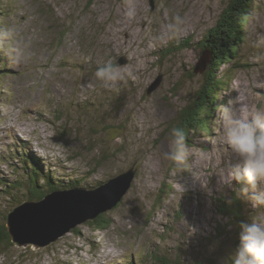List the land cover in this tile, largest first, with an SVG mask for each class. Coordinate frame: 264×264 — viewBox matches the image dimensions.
<instances>
[{"label":"rangeland","instance_id":"rangeland-1","mask_svg":"<svg viewBox=\"0 0 264 264\" xmlns=\"http://www.w3.org/2000/svg\"><path fill=\"white\" fill-rule=\"evenodd\" d=\"M234 1L0 0V29L14 30L31 53L13 64L0 52L8 72L0 78V174L11 177L13 164L23 165L17 155L4 158L11 148L62 166L63 178L93 184L135 169L120 205L104 212L110 228L97 230L88 220L48 246L14 243L0 264H139L149 250L162 260L151 256L149 264H177L180 256L178 264H228L240 228L229 226L217 199L241 193L242 185L231 174L237 157L217 138V111L229 101L250 111L264 107V50L254 46L264 34V0L253 3L237 59L219 69L227 84L211 96L217 97L212 130L191 128L183 172L164 154L171 128L188 117L198 93L212 90L208 67L195 68L206 54L204 39ZM129 9H135L132 18ZM174 13L186 17L185 31L162 45L157 36ZM105 63L132 76L105 88L94 77ZM8 113L15 114L13 124ZM248 195L246 222L264 214V204ZM219 229L226 231L220 238ZM100 235L110 240L114 257L102 256Z\"/></svg>","mask_w":264,"mask_h":264},{"label":"trees","instance_id":"trees-1","mask_svg":"<svg viewBox=\"0 0 264 264\" xmlns=\"http://www.w3.org/2000/svg\"><path fill=\"white\" fill-rule=\"evenodd\" d=\"M254 2L255 0H235L232 2L224 11L221 22L210 32L201 45L203 51L206 53L209 51L211 53V60L207 66L208 69L206 74L208 79L211 80L210 85L212 86V90L209 88L208 91H201L198 93L197 101L192 103L185 112V115L187 114L186 116L188 117L183 118V116L179 119L177 126L185 130L187 139L191 128L196 130L199 129L203 132L212 130L209 117L213 112L212 110H214L212 106L216 102L215 100L217 97L214 96V98L211 99V96L215 94V86L218 85L217 87H221V85L227 84L224 76H219V69L224 66V64L233 63V60L237 59L241 44L247 37L246 27L252 16ZM0 13L3 14L1 7ZM185 44L188 45L191 43L189 40H186ZM178 47H184V44H180ZM0 65V78H3L6 73H8L5 67V54L2 55L0 53ZM17 149L18 148H11L10 154L4 158L10 157V155L11 157L17 155L21 160L20 163L23 164L22 167L14 163L13 167L15 169L11 177L2 176V174H0V255L6 254L14 245L7 228L8 213L3 214L1 212H5L7 208L11 210L25 200H40L47 193L55 190L72 188L94 189L110 179L96 181L93 184L88 183L86 179L82 181L79 177L63 178L66 174L62 166L55 165V167H52L51 163H47V161L39 155L33 152H27L25 149L23 150L24 152L22 151L20 153L17 152ZM1 160L4 161V159ZM217 201L218 210L223 217L228 218L229 226L233 225L234 228L237 229L238 227H236V225H240L241 222H246V199L243 194L238 191H233L232 197H221L218 198ZM229 201H231V203H229ZM90 223L97 230H105L112 226L111 218H109L106 213H101L97 218L91 220ZM225 232V229H219L216 237L220 238L224 236ZM141 254L142 255L139 257L140 261H138L139 264H147L151 256L162 261L159 259V256L155 254L154 250H149ZM171 262V260H169V263L165 261L164 264H170ZM175 262L177 264L178 262L182 263L181 256ZM121 264H137V262L131 260Z\"/></svg>","mask_w":264,"mask_h":264},{"label":"clouds","instance_id":"clouds-1","mask_svg":"<svg viewBox=\"0 0 264 264\" xmlns=\"http://www.w3.org/2000/svg\"><path fill=\"white\" fill-rule=\"evenodd\" d=\"M135 15V9L127 12L129 18ZM185 25L186 17L174 13L171 21L160 30L157 39L162 45L179 39ZM254 46L264 50V34L256 36ZM0 52L7 54L13 64L25 62L31 55L28 42L17 39L12 29H0ZM131 76L130 71L111 63L98 66L94 71L95 79L105 88H112ZM217 113L220 128L217 138L228 146L238 160L231 166L233 180L242 185L240 191L244 197H249L248 194L252 192L254 195L251 197L264 204V190H260L264 188V107L250 111L242 104L234 105L233 101H229L226 105H220ZM14 122L15 114L8 113L7 123ZM164 157L173 162L179 173L186 169L189 147L187 134L182 127L171 128L168 152ZM239 228V244L228 264H264V214L256 213L250 222H241ZM98 242L103 257L116 255L107 237L100 235Z\"/></svg>","mask_w":264,"mask_h":264},{"label":"water","instance_id":"water-1","mask_svg":"<svg viewBox=\"0 0 264 264\" xmlns=\"http://www.w3.org/2000/svg\"><path fill=\"white\" fill-rule=\"evenodd\" d=\"M154 4V0H151ZM206 53V52H205ZM211 60L207 51L195 72L203 71ZM125 59H121L123 63ZM160 77L151 88L158 85ZM135 169L112 177L94 189H60L47 193L40 200H25L7 214V228L18 246H48L78 224L97 218L119 205L129 191Z\"/></svg>","mask_w":264,"mask_h":264},{"label":"bare ground","instance_id":"bare-ground-1","mask_svg":"<svg viewBox=\"0 0 264 264\" xmlns=\"http://www.w3.org/2000/svg\"><path fill=\"white\" fill-rule=\"evenodd\" d=\"M219 90V89H218ZM220 91V90H219Z\"/></svg>","mask_w":264,"mask_h":264}]
</instances>
